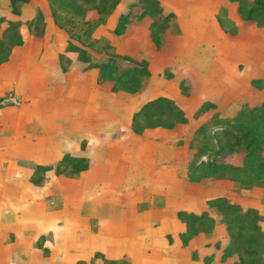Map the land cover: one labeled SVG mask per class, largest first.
Here are the masks:
<instances>
[{
  "label": "rangeland",
  "instance_id": "rangeland-1",
  "mask_svg": "<svg viewBox=\"0 0 264 264\" xmlns=\"http://www.w3.org/2000/svg\"><path fill=\"white\" fill-rule=\"evenodd\" d=\"M94 1L76 0V7L84 9L82 17L76 12L64 11L50 0L24 3V12L41 6L46 21L42 37L26 42L35 50L33 54L26 53L27 60H31L30 65H26L30 67V79L26 77V68H11L7 61L16 44L11 45L7 59L0 63V77L13 73L14 78L12 84L0 92V113L3 111L0 140L6 134L3 131H19L21 125L63 124L59 120L63 121L62 116L69 112L77 144L81 148L88 141L90 152L94 153L101 140H113L131 112L145 99L158 94L172 97L183 110L186 121L152 130L159 134L167 132V140L156 144L164 152L159 154L161 159L167 158V181L162 187L163 182L158 179L151 184V193L144 196L152 195V199L147 198L145 204L155 206L157 199L165 194L167 226L155 244L162 262L146 264L235 263L236 253L223 250L229 241L224 215L206 204L208 198L216 195L238 202L242 209L252 207L260 214L256 223L263 231L258 235L264 246V179L261 183L244 184L245 179L236 178L227 169L225 164L243 162V148L223 150L218 154L209 151V144L216 146L221 137L214 133L215 127L209 119L213 110L222 117H231L240 106L249 107L264 99V87L252 81L256 77L264 78V26H257L252 18L243 17L237 9V0H158L161 13L170 16L155 43L150 36V24L156 15L149 11L141 13L143 8L137 0H119L102 17L96 12ZM51 6L57 12L56 18L50 13ZM127 11L130 12L129 21L115 33L113 27L119 13ZM216 15L222 17L223 26L218 24ZM95 20L97 23L92 24ZM87 28H91L88 35ZM15 33L7 17L0 15V38L9 43ZM70 43L80 46L84 50L82 56L87 55L92 60L100 61L110 56L118 69L140 61L148 72L137 76L136 88L132 91L112 89L114 74L109 72V76L101 77L98 67H86L87 60L68 49ZM14 48L12 57L22 58L23 53ZM203 100H211L213 107L193 117V111ZM24 110L37 111L41 117L36 122L26 116L21 118ZM205 130L211 132L206 134ZM196 147L201 148L202 158H209L216 165L194 164ZM60 174L75 178L81 185L87 181L84 169ZM202 209L212 218L207 223L211 224L209 230H202L194 220L187 221L177 214L178 210L198 213ZM187 225L197 231L182 245L177 233ZM250 229L249 234L256 231ZM55 246L54 251L57 252V248L59 251L53 257L54 264L56 257L59 262L61 254L67 253L62 243ZM40 252L49 256L50 246L40 248ZM204 256H207L205 260ZM128 262L126 257H121L118 264ZM81 263L82 260L74 262Z\"/></svg>",
  "mask_w": 264,
  "mask_h": 264
},
{
  "label": "crops",
  "instance_id": "crops-1",
  "mask_svg": "<svg viewBox=\"0 0 264 264\" xmlns=\"http://www.w3.org/2000/svg\"><path fill=\"white\" fill-rule=\"evenodd\" d=\"M24 3L13 14L8 0H0V15L24 23L38 8L45 24L41 6L24 12ZM20 33L22 42L12 47L7 61L11 68L25 69L31 61L26 53L35 51L26 42L42 36H32L23 24ZM14 47L23 53L22 58L12 57ZM13 79V73L0 77V92ZM20 115L32 122L41 117L33 110H24ZM70 115L67 112V116H62L63 121H59L63 124L57 126L21 125L19 131H3L6 134L0 140V264H54L53 257L59 251H54L57 243L65 245L67 253L61 254L59 262L56 257L55 264H74L76 260H82L81 264H105L96 252L111 259L126 257L128 264L162 262L155 244L167 226L166 196L156 197L158 204L151 206L145 203L152 195H144L151 193L156 179L163 182L161 187L166 185L167 158L161 159L163 151L157 141L167 140V132H153L159 128L156 126L134 133L130 114L113 140H101L93 153L88 141L81 148L77 144ZM61 125L64 128L60 129ZM63 152L89 157L84 169L87 181L78 184L75 178L55 174L52 168L45 171L42 184L29 181L35 164H54ZM152 211L154 214L150 215ZM47 245L51 249L49 256L40 252Z\"/></svg>",
  "mask_w": 264,
  "mask_h": 264
},
{
  "label": "trees",
  "instance_id": "trees-1",
  "mask_svg": "<svg viewBox=\"0 0 264 264\" xmlns=\"http://www.w3.org/2000/svg\"><path fill=\"white\" fill-rule=\"evenodd\" d=\"M27 0H8V5L11 13L17 14L19 7ZM54 1L58 7L64 11H73L81 17L84 16V9L76 7V0H50ZM119 0H95L94 8L102 17L107 12L111 11ZM238 10L245 18H252L257 26H264V0H237ZM144 11H149L150 14L156 17L150 24V36L155 43H158L161 31L166 27L169 19V13H161V7L158 0H137ZM50 13L53 18H56L57 12L51 6ZM130 19V12L119 13L113 31L118 33ZM216 20L220 26L224 25L220 15H216ZM96 20L92 24H96ZM8 24L16 30L12 40L7 43L0 38V63L5 61L11 49L12 44L22 42L20 26L24 25L26 32L32 36H42L44 19L42 12L37 8L34 15L24 23L17 19H9ZM91 24V25H92ZM90 25V26H91ZM89 26V27H90ZM227 29V28H226ZM91 28L86 29V34L90 33ZM68 49L77 52V56L87 60L86 67L96 66L99 69L101 77L109 76V72L114 75V82L111 85L112 89L134 90L136 87L137 76L147 74L148 70L142 62L134 61L132 65L124 66L118 69L114 58L107 56L105 59L96 61L82 56L84 50L73 43H70ZM259 86L264 87V78L256 77L252 80ZM214 103L211 100H203L193 111V117L200 115L202 112L213 107ZM209 119L212 121L214 133L221 135L217 140V144H209L210 152L218 154L221 151H231L236 148L244 149V159L240 165L225 164L228 170L234 173L236 178L245 179L244 184L261 183L264 179V99L258 103L240 108L231 117H222L216 110L210 113ZM186 121V116L177 104V102L167 95L158 94L148 99H145L137 109L131 113L130 128L134 133H141L146 127H171L177 122ZM205 125V124H204ZM202 127V126H201ZM211 131H206L208 134ZM194 152V164L205 165L212 164L213 160L202 158V150L196 147ZM89 157L86 155H75L69 152H63L54 164L34 165L32 172L29 175V181L33 184H42L45 180V171L53 169L55 173L72 172L78 173L80 170L88 166ZM215 166L216 164L213 163ZM206 204L214 206L222 212L226 227L229 233V241L224 245L225 252H235L237 261L233 264H264L263 253L264 246L261 245L262 238L258 234H262L256 221L260 218V214L252 207L242 209L236 201L230 200L223 195H216L208 198ZM178 215H183L188 220H194L202 230H209L211 224H207L212 218L207 214L205 209L198 213L177 211ZM212 223V222H211ZM250 228L256 231H251ZM196 228L189 225L184 230L179 231L178 238L182 245H185L188 239L196 232ZM95 255L100 256L105 264H118V259L104 257L101 253L96 252ZM194 256V255H193ZM207 256H204V260Z\"/></svg>",
  "mask_w": 264,
  "mask_h": 264
}]
</instances>
